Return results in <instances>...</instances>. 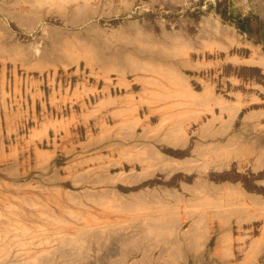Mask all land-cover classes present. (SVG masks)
Instances as JSON below:
<instances>
[{
    "label": "rangeland",
    "instance_id": "obj_1",
    "mask_svg": "<svg viewBox=\"0 0 264 264\" xmlns=\"http://www.w3.org/2000/svg\"><path fill=\"white\" fill-rule=\"evenodd\" d=\"M175 65L196 91L205 81L226 102L229 120L242 109L215 151L234 161L219 175L195 166L145 179L156 169L149 151L125 140L130 122L110 115L125 83ZM258 108L264 0H0V264H199L214 241L189 233L207 217L177 181L264 195L254 192L262 175L239 162L253 157L256 136L241 117ZM261 210L237 238L235 259L246 264H258L249 245L263 233Z\"/></svg>",
    "mask_w": 264,
    "mask_h": 264
},
{
    "label": "crops",
    "instance_id": "obj_2",
    "mask_svg": "<svg viewBox=\"0 0 264 264\" xmlns=\"http://www.w3.org/2000/svg\"><path fill=\"white\" fill-rule=\"evenodd\" d=\"M175 66L161 68L162 70L148 68L145 74L125 83L129 93L124 97L123 105L114 108L110 115L122 118L125 126L130 122L133 130L130 133L124 132L125 140L128 141L130 136L129 142L141 146V150L149 151L151 156L147 159V166L156 169L145 179L157 177L164 172H167L168 180L177 179L176 175L180 170L190 175L195 166L205 167L206 171L219 175L228 170L234 161H227V155L215 151L222 146L231 129L237 126L240 117L238 113L242 109L229 120L226 102L206 86L205 81L198 79L203 88L200 92L196 91L193 80L183 74L178 65ZM136 86H140L137 92ZM105 102L107 106L115 103L112 98L105 99ZM241 118L242 128L252 130L256 136L251 145L254 149L253 157L239 162H245L244 167L250 168L253 174L262 175L254 179V192L264 194V108L250 110ZM163 146L171 154L177 153L181 158L166 156L159 150ZM138 158L133 161H145L140 156ZM76 178H80V175H76ZM87 179L88 177H82V180ZM177 184L183 193L189 195L188 206L193 205L200 214L207 217L204 225L200 226L198 223L191 226L189 233L203 231L206 238L214 241V246L209 251L198 253L194 262L246 264L235 259L237 238L245 241L247 236L242 231H248L250 225L261 220L264 195L223 181H202L195 178L193 182L178 180ZM174 199L184 202L182 196H174ZM208 216L214 217L213 222ZM234 226L238 227L237 236ZM262 234L249 245L256 251L257 258L254 262L258 264H264ZM241 246L244 247L245 244Z\"/></svg>",
    "mask_w": 264,
    "mask_h": 264
},
{
    "label": "trees",
    "instance_id": "obj_3",
    "mask_svg": "<svg viewBox=\"0 0 264 264\" xmlns=\"http://www.w3.org/2000/svg\"><path fill=\"white\" fill-rule=\"evenodd\" d=\"M248 20H243L242 22L239 23V28L242 30V31H247V26H248ZM249 32V31H247Z\"/></svg>",
    "mask_w": 264,
    "mask_h": 264
}]
</instances>
